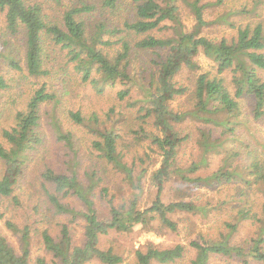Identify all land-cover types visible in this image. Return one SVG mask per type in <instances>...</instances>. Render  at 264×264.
<instances>
[{"label": "trees", "instance_id": "1", "mask_svg": "<svg viewBox=\"0 0 264 264\" xmlns=\"http://www.w3.org/2000/svg\"><path fill=\"white\" fill-rule=\"evenodd\" d=\"M68 1L49 0V6L58 10H55L56 17H51L47 13L48 6H45V2L0 0V11L5 15L8 32L13 37L19 33L25 35L24 60L28 73L34 77L49 75L54 69L52 64L59 62L57 54L63 52L68 59L65 65L59 67L65 70L72 62L83 81L91 84L97 93L121 85L117 96L122 100L132 95V89L136 88L140 95L128 97L130 105L139 106L137 112L141 120L145 122L151 119L161 133H147L141 125L133 130L134 136L136 139L151 137L163 160L152 175L158 188L157 195L149 207L141 209L139 202L143 194L142 175L140 173L136 176L137 179L134 178L135 158L129 163L120 147L124 145L120 129L103 127L101 121L103 125L108 121L103 120L98 112L70 110L69 116L74 122L90 125L92 150L98 152L103 162L111 164L116 171L124 174V179L132 188L131 198L117 206L114 196L109 195L108 187L101 186L106 182L104 171V176H99L96 170L85 172L87 182H83L76 169L71 173L54 168L45 169L41 176L49 203L46 217L53 213L56 216L70 212L62 198L71 195L84 201L87 211L84 213L86 225L82 245L73 244L70 229L65 223L61 224L58 237L48 228L43 230L44 245L57 260L48 263L41 258L39 264H87L93 259L105 264H119L124 260L121 255L112 249L100 247L102 235L114 229L130 231L136 225L153 229L155 223L176 231L178 223L171 217L172 214L204 212L207 215L213 208L209 203L196 204L183 198L171 202L163 200L165 183L176 174L183 179V183L202 182L213 186L215 183L241 181L247 186L256 184L261 188V212L254 211L252 206L242 207L238 209L236 223H227L229 232L221 233L216 239L202 236L200 241L194 240L190 244L197 249L193 264H209L212 256L217 254L239 259L243 264H264V161L252 157L250 150H247L249 162L239 161V151L228 149L217 170L207 176L195 178L186 175L185 171L191 172L199 165L182 169L176 164L178 149L185 138L180 136L176 124L182 122L188 113L221 127L222 135L218 138L213 139L206 133L203 134L201 144L204 163L208 161L210 153H220L223 145L236 139L237 126L246 122L243 118L249 115L254 121L264 123V24H241L237 27L235 37L214 41L197 32L185 30L178 8L173 3L163 5L161 0H131L128 8L125 0H99L100 4L90 0H71V5ZM201 1L194 0L199 11L205 6H201ZM97 11L112 13L117 18L109 19ZM92 16H97L93 26L90 23ZM166 20L172 21L174 36H154L152 32L164 28ZM204 24V19L199 17L198 26ZM8 45L9 40L0 39V56L12 67L22 70L20 58L9 52ZM147 49L154 50L158 56V59H152V64L158 68L151 70L149 76L145 74V68L136 64L138 51ZM158 50H166V56L160 59ZM201 52L214 63L216 73L213 75L210 71L204 72L196 79L194 94L197 104L192 111L175 112L171 108V101L189 89L178 84L175 77L184 68L191 71L198 69L200 65L196 57ZM8 88V79L0 75V91ZM52 99L54 94L47 90L44 83L35 91L27 108L16 112L14 124L3 128L4 143L0 142V159L5 168L0 173V197L13 194L33 152L43 144L40 131L43 115L40 107ZM47 117L56 140L73 148L72 132L62 129L58 115L52 113ZM49 185L53 192L49 190ZM97 187L101 188V196L110 208L109 218L103 219L97 212L94 199ZM247 219L259 223L258 236L253 238L248 247L232 244V235L239 224ZM186 252L187 247L183 243L164 249L149 244L145 250H136L135 264H172L182 259ZM29 260V248L21 254L17 253L0 233V264H29Z\"/></svg>", "mask_w": 264, "mask_h": 264}, {"label": "rangeland", "instance_id": "2", "mask_svg": "<svg viewBox=\"0 0 264 264\" xmlns=\"http://www.w3.org/2000/svg\"><path fill=\"white\" fill-rule=\"evenodd\" d=\"M45 2L48 6L49 16L56 17L57 9L51 8L49 0H38ZM71 0L68 1V3ZM96 1L100 4L99 0ZM131 0H125L129 8ZM163 5L175 4L178 8V15L187 31L197 32L214 41L222 38L231 39L237 34V27L241 24L262 22L264 24V0H202L201 11L194 4V0H161ZM72 3H69L71 5ZM126 7V6H124ZM108 11V10H106ZM98 12V11H97ZM109 19L117 18L116 15L105 11H99ZM98 13L96 15L98 16ZM97 16L91 18L93 26ZM202 17L206 24L198 26V18ZM165 27L155 30L152 34L156 37L169 38L174 36L171 28L172 21L166 20ZM234 24L235 26H233ZM90 25V26H91ZM93 27H91L92 29ZM24 33V32H23ZM0 39L9 40V52L20 58L22 70H18L0 56V75L8 79L10 88L1 90L0 102V142L4 143L2 137L3 128H9L14 124L15 114L18 110L27 108L28 102L35 91L46 83L47 90L54 94V99L43 103L40 107L43 115L40 127L44 142L40 148L33 152L32 159L28 163L24 174L20 177L14 192L9 197H0V233L6 237L16 252L21 254L26 248L30 250L29 264H39L43 258L48 263L55 262L52 252L47 251L42 237L45 228L58 237L61 224L65 223L70 229L74 245H82L85 239L86 220L84 213L87 211L85 202L75 195L62 198L66 209L70 212L46 217L48 199L43 187L42 172L47 168H54L57 171L71 173L73 169L79 172L80 179L87 182L85 172L96 170L98 175H103L106 182L101 186L108 187L109 195L114 196L117 206L126 203L131 198L132 188L124 179V174L116 171L111 164L103 162L98 152L92 150V132L89 124L81 125L73 121L69 116L70 110H82L83 112H98L102 119H106L103 127H115L123 134L120 145L127 156L129 163L135 158L134 178L141 173V184L143 194L139 202L141 209L149 207L157 195V186L154 184L152 175L162 163L163 156L158 148L152 143L149 136L143 138L134 136L133 130L142 125L147 133L160 134L161 131L149 119L143 122L137 112V107L130 105L132 97H138L140 93L136 88L132 89V95L126 99H120L117 92L122 86L107 89L103 93L96 90L86 81H83L81 74L75 70L71 62L67 68L65 65L68 57L66 53L57 54L59 62L54 65L52 72L43 77L31 76L25 66V35L19 33L12 36L5 25V15L0 11ZM50 44V42H49ZM160 59L166 56V50H158ZM138 62L150 74L151 70H157L158 66L152 64V59H158L157 53L152 49L140 50L137 53ZM199 68L196 70L182 69L175 77V81L188 87V91L171 101V108L175 112L185 113L192 111L197 99L194 91L196 79L201 73H216L214 63L202 52L196 57ZM57 65V66H56ZM264 75V71H262ZM245 105V103H244ZM55 113L61 121L62 129L65 132H72L73 148L65 142L56 140L47 115ZM110 113V114H109ZM107 114H109L107 116ZM243 118V117H242ZM249 118V115L247 116ZM243 118L244 121L236 128V139L223 145L220 153H210L208 161L204 163L203 145L201 140L206 133L211 138H218L222 135L221 127L212 123L193 117L192 113L176 124L180 136L185 137L181 143L176 157V164L182 169H188L193 165H199L197 169L185 174L189 177L207 176L217 170L223 163L228 149L239 151L237 159L249 162L251 156L264 161V123L254 121L252 118ZM147 135V134H146ZM235 144V145H234ZM5 168L3 160L0 159V173ZM106 171H105V170ZM100 186V187H101ZM95 190L97 212L101 218H109L110 208L101 196V188ZM49 190L53 188L49 185ZM261 188L254 185H246L241 181L222 182L208 186L202 182H185L178 175H174L165 183L162 198L165 202L185 199L196 204H210L213 208L206 215L204 212H184L172 214L171 217L177 221L178 229L173 231L161 227L158 223L153 229H145L136 225L130 231L111 230L100 238V247L112 249L113 252L123 257L119 264H135L136 250H145L149 244L164 249L183 243L187 247L185 256L172 264H193L196 259L197 249L191 246L194 240L200 241L202 236L208 239H216L221 233H227L230 229L227 223H236L238 209L252 206L254 211L261 212L262 201ZM259 223L247 219L239 224L238 229L231 237V243L238 246L248 247L253 238L258 236ZM87 264H105L98 259H93ZM159 264V263H154ZM209 264H243L236 258L213 255Z\"/></svg>", "mask_w": 264, "mask_h": 264}]
</instances>
